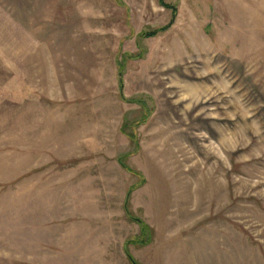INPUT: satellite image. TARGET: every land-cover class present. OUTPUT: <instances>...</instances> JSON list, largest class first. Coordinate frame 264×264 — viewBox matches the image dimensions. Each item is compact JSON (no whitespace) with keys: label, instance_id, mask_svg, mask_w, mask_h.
Listing matches in <instances>:
<instances>
[{"label":"rangeland","instance_id":"rangeland-1","mask_svg":"<svg viewBox=\"0 0 264 264\" xmlns=\"http://www.w3.org/2000/svg\"><path fill=\"white\" fill-rule=\"evenodd\" d=\"M126 244L264 264V0H0V264Z\"/></svg>","mask_w":264,"mask_h":264},{"label":"trees","instance_id":"trees-1","mask_svg":"<svg viewBox=\"0 0 264 264\" xmlns=\"http://www.w3.org/2000/svg\"><path fill=\"white\" fill-rule=\"evenodd\" d=\"M166 6L167 7H171L172 8V13H173V17H172V19H171V21H170V23L169 24H167V25H165V26H162V27H160V28H157V29H155V30H152V31H149V32H144V33H142V37H144V36H156V35H158L159 33H161V32H164V31H166L168 28H170V26L172 25V23L174 22V20H175V17H176V15H177V9H176V7L175 6H170L169 4H166ZM123 65H120V72H119V83H120V95H121V98L122 99H126V97L124 96V91H123V88H124V86H123V84H124V81H123V75H124V72H123ZM125 252H126V254H127V256H128V258H129V260H130V262L132 263V264H139L138 262H137V260L131 255V253L129 252V250H128V244H126L125 245Z\"/></svg>","mask_w":264,"mask_h":264}]
</instances>
